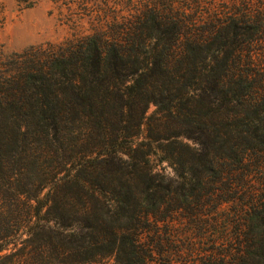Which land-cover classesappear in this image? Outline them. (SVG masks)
Here are the masks:
<instances>
[{"label": "trees", "instance_id": "16d2710c", "mask_svg": "<svg viewBox=\"0 0 264 264\" xmlns=\"http://www.w3.org/2000/svg\"><path fill=\"white\" fill-rule=\"evenodd\" d=\"M120 4L0 62V264H264V0Z\"/></svg>", "mask_w": 264, "mask_h": 264}, {"label": "rangeland", "instance_id": "374dc122", "mask_svg": "<svg viewBox=\"0 0 264 264\" xmlns=\"http://www.w3.org/2000/svg\"><path fill=\"white\" fill-rule=\"evenodd\" d=\"M118 3L119 0H0V62L32 46L59 44L87 35L97 19L124 13ZM155 109L150 104L146 116ZM152 159L156 163V157ZM156 167L164 168L168 176L173 175L165 162ZM175 218L169 225L160 223L158 232L149 234L150 239L159 236L162 241L169 240L171 246H164L168 250L165 254L179 253V248L183 251L188 243L195 245L206 232V229L201 232L184 224L179 216ZM209 236L206 235V239Z\"/></svg>", "mask_w": 264, "mask_h": 264}]
</instances>
